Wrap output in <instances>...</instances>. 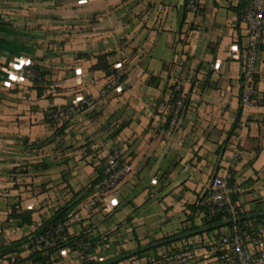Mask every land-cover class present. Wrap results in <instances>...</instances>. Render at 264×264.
<instances>
[{
    "label": "crops",
    "instance_id": "crops-1",
    "mask_svg": "<svg viewBox=\"0 0 264 264\" xmlns=\"http://www.w3.org/2000/svg\"><path fill=\"white\" fill-rule=\"evenodd\" d=\"M239 1L195 0L184 15L182 0H0V195H19L15 210L33 219L20 226L2 210L0 246L29 235L66 203L77 201V209L92 200L68 233L96 238V261L126 253L116 264H221L211 245L231 226L210 230L200 207L213 177L228 174L248 238L264 240V33L255 93L229 135L247 42ZM98 54H109L124 80L94 68ZM23 62L42 77L20 76ZM177 85L186 107L167 125ZM80 97L91 100L85 110L48 120V109ZM114 148L132 171L115 188L88 194ZM193 225L200 228L163 245ZM149 244L159 246L134 255ZM186 247L194 253L186 263L157 258ZM24 248L21 257L31 251ZM81 262L67 248L49 264Z\"/></svg>",
    "mask_w": 264,
    "mask_h": 264
},
{
    "label": "built area",
    "instance_id": "built-area-1",
    "mask_svg": "<svg viewBox=\"0 0 264 264\" xmlns=\"http://www.w3.org/2000/svg\"><path fill=\"white\" fill-rule=\"evenodd\" d=\"M194 5L195 0H191L190 6ZM240 19L247 37L244 51L240 57L242 79L240 99L244 106L252 101L256 88L257 66L264 33V0H250ZM18 71L20 76H26L32 80L40 79V77L38 78V72L29 62H23ZM122 75L123 73L119 72L116 78L120 79ZM175 91L180 92L181 96L175 105L172 118L173 124L177 123L180 112H182L186 103L180 85L176 86ZM104 92H107V88L104 89ZM90 102L89 98L80 97V99L65 107L48 109L47 118L56 120L66 115L77 114L85 110ZM123 160L124 156L121 150L110 152L107 155L104 174L94 185L96 194L105 193L115 188L132 171L131 165ZM230 177L229 174L213 177L210 186L211 193L207 201L212 205V212L228 210L233 216L237 213L232 201V194L236 192V189L234 186H230ZM94 204L95 201L89 200L88 203L83 204L82 207L69 215L64 222L36 237L30 243L32 245L31 251H45L53 248L59 241H64L66 239V229L78 223L83 214ZM83 247L85 249L90 248V243L83 244ZM193 254L190 250H187L181 253L180 258L187 261L194 257ZM210 257L222 264H264V240L259 236L250 240L246 230H241L237 225H233L229 231L221 234L215 244L211 245Z\"/></svg>",
    "mask_w": 264,
    "mask_h": 264
},
{
    "label": "trees",
    "instance_id": "trees-1",
    "mask_svg": "<svg viewBox=\"0 0 264 264\" xmlns=\"http://www.w3.org/2000/svg\"><path fill=\"white\" fill-rule=\"evenodd\" d=\"M190 1L191 0H186V2H185V5H184L185 7L183 9L184 15H186V13L189 11ZM249 1L250 0H240L238 5L234 8L236 10V12L238 13V16H239V24H241L240 17L243 14V11H244L245 7L248 5ZM195 4H196V2H195ZM1 23H3V22H1V20H0V24ZM3 24H6V23H3ZM108 55L109 54H98V55H96L98 62L94 66V68L104 70L107 73V75H113L116 78L119 75L118 69L117 68L111 69V66L108 62ZM36 71L38 72V78L39 77L41 78L43 75V72H41L39 69H36ZM125 77H126V75L123 74L121 76V78L118 80H120V82H121L122 80H124ZM38 80L39 79H34V81H38ZM240 80H242L241 77H240ZM180 96H181L180 92L174 93L172 100H171L173 106L176 105ZM185 107H186V103H185ZM174 110H175V108H172V111L169 114V117L167 119V123H168L167 125H169V123L171 122V120L174 116ZM242 112H243V104H242L241 99H240V107H239V110L237 113L236 121L234 123L232 130L229 132V135L234 134V132H235V130L239 124L240 116H241ZM181 113L182 112H180V114ZM48 120L49 121H55V119H49V118H48ZM103 171H104V166L101 167V171L99 172V175L90 182V187H89V190L87 192L88 194L92 192V188L94 187V185L103 176V174H104ZM229 184H230V186L233 187V180L231 177L229 179ZM235 200H236V194H232V201L235 202ZM77 205H78L77 201L73 202V203L71 201L66 203L65 205L58 208L50 218L45 219L29 235L24 236L18 240H14L7 245H1L0 246V258H3V257L10 255V254H17V256L15 257L14 263L11 262V264H21L27 260H30L32 264H49V263L53 262L54 260H57L61 254V251L64 249H67V248L70 250H77L80 252V254L82 256L81 264H116L120 260H124L126 258H129L130 256H126V253H122L116 259H111L108 261H96V260L92 259L90 257V252L94 249V247L96 245V238L89 237L88 234L85 233V231L81 232L78 235L71 236L68 233L69 227L65 231L66 239L64 241H59L53 248L47 249L45 251H31L27 257H21L20 254L25 250L24 246L26 244H29V247L32 248V245H30L32 240H34L36 237L44 234L48 230L55 228L61 222H64L68 218V216L71 215L76 210ZM202 206L203 207H200V209L204 210V212L206 214L205 215L206 221L204 223V226H206V225L210 226L211 227L210 230H215L216 227H214V226H217V228H218L220 225H224V224L227 226H231V227L233 225H237L241 230H247L244 227L243 220H241L239 217L240 216L239 212H237L235 214V216H233L228 212V210H219L216 212H212V205L209 203H205ZM10 218L15 219L17 221L18 225H20V226H23L26 224H28V225L32 224V221H33L32 213L29 211H16V210H14L10 214ZM199 228H200L199 226H195V225H193L189 228H184L181 231L162 239L163 245H168L172 242L186 238L188 233H190V231H197ZM87 242L90 243V248L85 249V247H83V244H85ZM158 246L159 245L156 246L153 244H149V246H147V247H142L140 245L139 248H137L138 251L135 252L134 255L141 257L145 254L146 251L153 249V248H156ZM190 249H192V247H186L185 249H182V251L183 250L187 251Z\"/></svg>",
    "mask_w": 264,
    "mask_h": 264
},
{
    "label": "rangeland",
    "instance_id": "rangeland-1",
    "mask_svg": "<svg viewBox=\"0 0 264 264\" xmlns=\"http://www.w3.org/2000/svg\"><path fill=\"white\" fill-rule=\"evenodd\" d=\"M175 108V106H173ZM121 149L120 148H114L112 149L110 152H113V151H120ZM109 152V153H110ZM108 153V154H109ZM107 154V155H108ZM107 157V156H106ZM106 157L104 158V160L102 161V165L104 166L105 164V161H106ZM124 161V160H123ZM21 169V168H20ZM23 173H25L23 171ZM58 183V182H57ZM57 185V184H56ZM57 187V186H56ZM58 191V190H57ZM8 194H4V195H0V216L2 215V210H4L6 212L7 210V213L9 212L10 214L15 210V205L17 204V201L20 199V196H12L10 191H7ZM47 195H45L44 198H46ZM43 200L40 199V201ZM7 205V206H6ZM79 209V208H77ZM2 217V216H1ZM2 243V238H0V244ZM182 251V250H181ZM175 251L173 254H170V255H163L164 253H162L161 256H157L158 260L161 262V263H165V262H169L170 260H179L181 261L182 263H186L188 262L189 260H192V259H188L187 261H183L181 258H180V255L182 252L184 251ZM31 252V251H30ZM119 255H117L116 257H118ZM116 257H114L113 259H115ZM138 264V263H137ZM158 264V263H157ZM222 264V263H221Z\"/></svg>",
    "mask_w": 264,
    "mask_h": 264
},
{
    "label": "water",
    "instance_id": "water-1",
    "mask_svg": "<svg viewBox=\"0 0 264 264\" xmlns=\"http://www.w3.org/2000/svg\"><path fill=\"white\" fill-rule=\"evenodd\" d=\"M185 2H186V0H182V5H183V6L185 5Z\"/></svg>",
    "mask_w": 264,
    "mask_h": 264
}]
</instances>
